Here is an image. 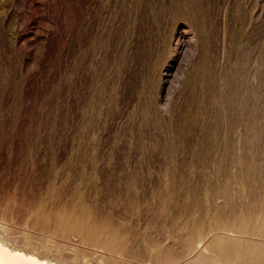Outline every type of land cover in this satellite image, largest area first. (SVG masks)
I'll use <instances>...</instances> for the list:
<instances>
[{
  "label": "bare ground",
  "instance_id": "bare-ground-1",
  "mask_svg": "<svg viewBox=\"0 0 264 264\" xmlns=\"http://www.w3.org/2000/svg\"><path fill=\"white\" fill-rule=\"evenodd\" d=\"M211 2L120 1V10L112 15L107 43L104 44L112 57L108 91L110 106L108 110L103 107L108 96L104 81L96 84L84 125L80 128L79 144L75 146L77 149L71 159L75 166L69 165L72 170L69 179L60 185L56 181L59 171L50 170L48 173V153L43 162L32 152L26 154L30 163V168L25 171L27 177L32 179L40 169L39 184L46 186L47 191L60 187L70 190L78 199L77 209L70 200L63 205L62 211H69L71 215L59 221L83 233L86 242L98 241L95 231L100 227L107 228V236L118 242L114 241L119 245L114 250L119 251L120 256L145 255L147 249L133 246L144 241L150 245L172 238L170 244L173 245L176 238L184 237L192 244L199 236L205 235L202 227L207 221L203 217L196 219V229L187 236L177 231L191 223L182 217L184 206L178 200L177 190L182 183L178 181L202 177L212 185L221 176L233 175L230 165H235L236 177L249 188L252 196L246 204L247 211L254 214L263 206L264 51L258 64L253 63L257 42L247 41L241 29L239 33L231 34L232 48L225 61L222 62L220 55L213 54L217 43ZM243 15L244 11L240 13V20L244 19ZM117 18H121L124 25L121 37L114 27ZM183 21L196 31L199 54L192 66L185 70L182 82L177 80L166 86L168 79L162 77L163 68L174 53L173 40L179 37L176 30L185 24ZM100 35L98 30L90 53L87 49V55L95 65V79L101 78L96 68L100 65L97 56L101 48ZM118 38H121L120 45L115 41ZM173 75L172 79L178 78L177 73ZM70 79L71 76L69 86ZM178 87L181 89L176 97ZM0 91L3 93L4 89ZM104 121L117 127L110 141L109 155L104 152L109 142L98 131L94 130L92 134L90 130ZM4 124V118L0 117L1 142L8 137L2 132ZM193 166L202 169L192 170ZM51 168L55 169V165ZM164 180H172L175 184L168 191L162 186L152 192L147 188L137 191L147 181L159 186ZM36 186L37 183L32 185ZM190 189L196 192L198 188ZM143 194L150 198L143 200ZM151 200L152 206L146 207L144 201ZM239 213L237 207L232 212L220 207L212 222L214 228L229 231L244 226L246 220L239 218ZM135 215L139 216L137 220ZM202 240L199 239L201 243ZM221 240L214 239L206 245L213 253L211 261L216 264L241 262L239 254L235 259L229 258L237 249L223 247ZM194 255H197L196 251ZM155 256L162 257L163 254L157 252ZM201 256H197L199 262L193 264H206ZM0 264L75 263L68 257L53 256L11 242L0 234ZM245 264L254 263L247 260Z\"/></svg>",
  "mask_w": 264,
  "mask_h": 264
},
{
  "label": "rangeland",
  "instance_id": "rangeland-1",
  "mask_svg": "<svg viewBox=\"0 0 264 264\" xmlns=\"http://www.w3.org/2000/svg\"><path fill=\"white\" fill-rule=\"evenodd\" d=\"M120 1L0 0V89H4L0 93V117L5 120L2 132L8 135L7 139L0 141V234L11 242L53 256L68 257L75 264H193L199 262L197 256L200 255L206 264H216L211 261L213 253L206 245L218 238L222 239L220 244L223 247L237 249L229 258L235 259L239 254L242 261L233 264H245L247 260L264 264V249L261 248L264 247V204L259 213L247 211L246 204L252 196L249 188L236 177L235 165L229 166L234 176H221L212 185L202 177L178 181L182 183V187H177L178 200L184 206L182 217L191 223L177 231L186 236L193 233L197 227L195 220L203 217L207 221L202 227L205 235L199 236L192 244L184 237L176 238L173 245L170 244L172 238L150 245L144 241L133 245L147 249L145 255L139 256L117 254L119 251L114 249H118V242L107 236V228H97L95 232L99 237L96 243L86 242L83 233L59 221L71 215L69 211H62L68 200L74 203V209L79 208L78 199L70 190L58 187L47 191L46 186L39 184L40 169L32 179L27 177L25 171L30 168V163L26 154L32 152L41 162L48 153V173L50 170L60 173L57 184L69 179L72 173L69 165L75 166L71 159L79 144L90 99L95 85L103 81L108 95L103 107L108 110L112 57L104 44L107 43L112 15L120 10ZM211 6L217 43L213 54L220 55L222 62L225 61L232 48L231 34L242 29L247 41L257 42L252 60L258 64L264 51V0H212ZM242 11L244 19L240 20ZM183 22L185 24L176 30L179 37L175 36L173 40L174 53L163 68L162 77L168 79L166 86L177 80L182 82L185 70L192 66L199 54L196 31L189 23ZM114 27L121 37L124 34L121 18H117ZM98 30L101 48L97 56L101 66L96 68L101 78L95 79V65L87 55V49L90 53ZM120 39L115 40L119 45ZM173 73H177L178 78L172 79ZM180 89L177 88L176 97ZM162 96H166L165 92ZM116 128L115 124L104 121L90 129L92 134L98 131L109 142L104 147L107 155ZM53 164L55 169L51 168ZM192 168L202 169L201 166ZM35 183L37 186L32 187ZM159 184L155 186L147 181L143 187H134V191L138 193L145 188L152 192L160 186L168 191L175 182L164 180ZM194 186L198 188L196 192L190 189ZM143 196V200L150 198L147 194ZM144 202L146 207L153 204L152 200ZM220 207L229 212L237 207L240 211L238 217L245 218V225L229 231L214 228L212 222ZM135 217L137 220L139 216ZM201 244L203 246L199 247ZM157 252L163 256L156 257Z\"/></svg>",
  "mask_w": 264,
  "mask_h": 264
}]
</instances>
